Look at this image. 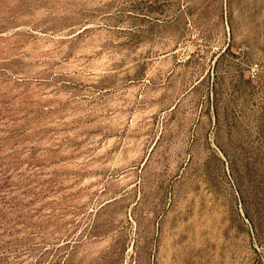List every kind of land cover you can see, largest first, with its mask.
Wrapping results in <instances>:
<instances>
[{"label":"rangeland","instance_id":"1","mask_svg":"<svg viewBox=\"0 0 264 264\" xmlns=\"http://www.w3.org/2000/svg\"><path fill=\"white\" fill-rule=\"evenodd\" d=\"M0 264H264V0H0Z\"/></svg>","mask_w":264,"mask_h":264},{"label":"built area","instance_id":"2","mask_svg":"<svg viewBox=\"0 0 264 264\" xmlns=\"http://www.w3.org/2000/svg\"><path fill=\"white\" fill-rule=\"evenodd\" d=\"M258 77V72L256 70H251L249 73H248V78L253 81L255 80L256 78Z\"/></svg>","mask_w":264,"mask_h":264},{"label":"trees","instance_id":"3","mask_svg":"<svg viewBox=\"0 0 264 264\" xmlns=\"http://www.w3.org/2000/svg\"><path fill=\"white\" fill-rule=\"evenodd\" d=\"M242 219L246 220L249 224L251 222V220H250L249 216L247 215L246 211H244Z\"/></svg>","mask_w":264,"mask_h":264}]
</instances>
